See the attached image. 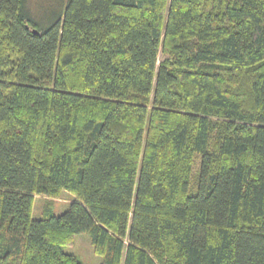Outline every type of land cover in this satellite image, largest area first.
<instances>
[{
    "label": "trees",
    "instance_id": "16d2710c",
    "mask_svg": "<svg viewBox=\"0 0 264 264\" xmlns=\"http://www.w3.org/2000/svg\"><path fill=\"white\" fill-rule=\"evenodd\" d=\"M80 234L264 264V0H0V264H84Z\"/></svg>",
    "mask_w": 264,
    "mask_h": 264
},
{
    "label": "rangeland",
    "instance_id": "374dc122",
    "mask_svg": "<svg viewBox=\"0 0 264 264\" xmlns=\"http://www.w3.org/2000/svg\"><path fill=\"white\" fill-rule=\"evenodd\" d=\"M163 60V56L160 55V61ZM200 165V160L197 162L195 171ZM47 198L37 196L35 206L33 210V218L40 219L43 217V207ZM75 198L69 192L64 191L60 198L55 201V214L57 216L62 215L69 208L70 203L74 202ZM64 251L68 254L75 255L84 264H103V257L94 253L93 246L91 244V238L88 234H80L76 236L73 246L65 248Z\"/></svg>",
    "mask_w": 264,
    "mask_h": 264
}]
</instances>
